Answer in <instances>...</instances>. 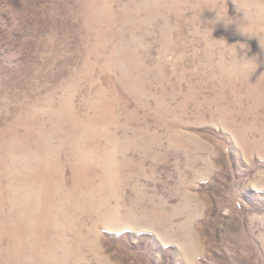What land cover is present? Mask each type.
<instances>
[{
	"label": "rangeland",
	"instance_id": "1",
	"mask_svg": "<svg viewBox=\"0 0 264 264\" xmlns=\"http://www.w3.org/2000/svg\"><path fill=\"white\" fill-rule=\"evenodd\" d=\"M0 264H264V0H0Z\"/></svg>",
	"mask_w": 264,
	"mask_h": 264
}]
</instances>
